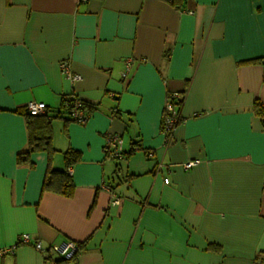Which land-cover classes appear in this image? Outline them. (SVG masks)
I'll return each mask as SVG.
<instances>
[{"label": "crops", "instance_id": "1", "mask_svg": "<svg viewBox=\"0 0 264 264\" xmlns=\"http://www.w3.org/2000/svg\"><path fill=\"white\" fill-rule=\"evenodd\" d=\"M171 1L0 0V248L14 247L0 264H264V0ZM70 96L94 107L85 124ZM29 102L52 117L56 152L22 163ZM70 149L74 195L43 193Z\"/></svg>", "mask_w": 264, "mask_h": 264}, {"label": "built area", "instance_id": "2", "mask_svg": "<svg viewBox=\"0 0 264 264\" xmlns=\"http://www.w3.org/2000/svg\"><path fill=\"white\" fill-rule=\"evenodd\" d=\"M86 2L87 0H82ZM61 68L66 78L71 79L72 81L78 80L79 76H74L71 73V69L68 63H62ZM69 101L66 102V110L68 111L71 120L78 124H85L89 118V111L84 106L83 102L75 97L70 96L67 98ZM183 100L182 95L179 93H172L168 96L164 113H163V125L162 131L167 136V139H171L172 133L176 129V127L181 122V115L179 111V101ZM26 111L32 116H42L45 115L48 110L45 106L36 103V102H29L26 105ZM106 152L109 156L113 158H120L122 157L123 152V142L119 136H109L107 139L106 144ZM198 161H191L184 164V169L189 170L195 165H197ZM71 168H69V173L71 175ZM115 203H119V199L116 198ZM18 244H32V239L30 235L24 234L19 239ZM17 244V245H18ZM33 246L37 251H42V245L40 242H34ZM13 248H0V259L8 254L13 253ZM58 252L60 256L65 261H72L75 259L79 252V245L74 242H69L62 245Z\"/></svg>", "mask_w": 264, "mask_h": 264}, {"label": "trees", "instance_id": "3", "mask_svg": "<svg viewBox=\"0 0 264 264\" xmlns=\"http://www.w3.org/2000/svg\"><path fill=\"white\" fill-rule=\"evenodd\" d=\"M182 0H172L173 5L179 4ZM68 98V97H67ZM65 99L64 107L66 108V102L69 101ZM84 104V103H83ZM182 104V100L179 101V106ZM89 111L94 110L93 106H88L84 104ZM254 113L260 117L263 121L264 127V104L256 100L254 102ZM25 115L27 117V130L29 135V147L27 151L19 155V161L22 163L31 162V155L42 151L51 157L55 152V148L52 143V127H51V116L48 112L42 116H32L25 110ZM140 149L139 143L133 144V149L131 152ZM65 169L55 170L51 167L48 168L42 187V192H53L64 197L70 198L74 195L75 185L72 180V176L69 173V168L80 160L81 154L79 151L70 149L65 155Z\"/></svg>", "mask_w": 264, "mask_h": 264}, {"label": "snow or ice", "instance_id": "4", "mask_svg": "<svg viewBox=\"0 0 264 264\" xmlns=\"http://www.w3.org/2000/svg\"><path fill=\"white\" fill-rule=\"evenodd\" d=\"M0 69H2V64H0ZM2 85H0V92H2ZM0 135H2V133H0Z\"/></svg>", "mask_w": 264, "mask_h": 264}]
</instances>
